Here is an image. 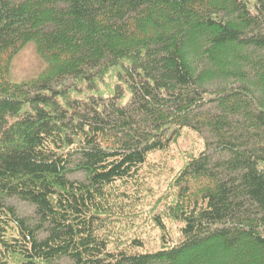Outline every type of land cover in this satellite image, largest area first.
Listing matches in <instances>:
<instances>
[{
  "label": "trees",
  "instance_id": "obj_1",
  "mask_svg": "<svg viewBox=\"0 0 264 264\" xmlns=\"http://www.w3.org/2000/svg\"><path fill=\"white\" fill-rule=\"evenodd\" d=\"M29 42L48 68L14 84ZM0 264H264V0H0Z\"/></svg>",
  "mask_w": 264,
  "mask_h": 264
},
{
  "label": "rangeland",
  "instance_id": "obj_2",
  "mask_svg": "<svg viewBox=\"0 0 264 264\" xmlns=\"http://www.w3.org/2000/svg\"><path fill=\"white\" fill-rule=\"evenodd\" d=\"M48 68V64L40 57L36 50L35 43L29 42L25 47L11 60L9 65V79L14 84H21L38 78ZM107 86H109L107 84ZM208 89H214L217 86L209 85ZM202 143L190 133H183L179 140L172 146L170 153L163 158L156 157L155 160L162 166H158L160 171L154 173L153 189L151 188V197L144 199L142 213L135 215V220H131L129 225V234L132 237L143 240L149 250L160 248L162 233L158 227L150 222L151 214L157 211L155 202L169 195V182L172 180L175 172L183 165L188 154H196L201 149ZM162 167V168H161ZM75 179H80V175H75ZM164 195V196H163ZM7 204L13 206L21 216H30L33 214V208L16 200H7ZM167 233L175 241L178 239V224L174 221L165 220Z\"/></svg>",
  "mask_w": 264,
  "mask_h": 264
}]
</instances>
